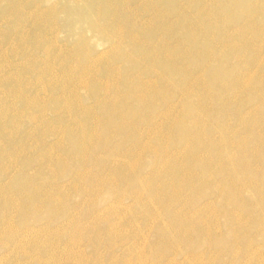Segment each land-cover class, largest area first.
Masks as SVG:
<instances>
[{"label":"rangeland","instance_id":"1","mask_svg":"<svg viewBox=\"0 0 264 264\" xmlns=\"http://www.w3.org/2000/svg\"><path fill=\"white\" fill-rule=\"evenodd\" d=\"M0 264H264V0H0Z\"/></svg>","mask_w":264,"mask_h":264},{"label":"bare ground","instance_id":"2","mask_svg":"<svg viewBox=\"0 0 264 264\" xmlns=\"http://www.w3.org/2000/svg\"><path fill=\"white\" fill-rule=\"evenodd\" d=\"M101 2H102V1H101ZM103 2H104V1H103ZM98 3H99V2H98ZM98 5H99V4H98ZM115 6L117 7V5H115ZM117 8H118V7H117ZM82 9H84V7H83ZM90 10H91V9H90ZM97 10H98V7H97V9H96V13L98 12ZM113 10H114V9H113ZM92 12H93V10H92ZM94 12H95V11H94ZM114 13H115V12H114ZM114 13H113V15H114ZM81 14H83V10H82V13H81ZM99 14H100V12H99ZM102 14H104V13L102 12ZM96 15H97V14H96ZM110 15H111V13H110ZM113 15H112V16H113ZM79 16H81V15L79 14ZM97 16L99 17V15H97ZM81 17H82V16H81ZM84 17H85V14H84ZM130 21H131V20H130ZM88 24H89V23H88ZM96 24H97V26H98V23H93L92 26H93L94 28H96ZM129 26H130V25H129ZM157 26H158V25H157ZM101 27H102V26H101ZM158 27H160V26H158ZM122 28H123V27H122ZM116 29H117V28H116ZM118 29H119V28H118ZM123 29H124V28H123ZM132 29H133V28H132ZM160 29H161V28H160ZM162 30H163V29H162ZM121 31H122V30H121ZM123 32H124V31H123ZM138 33H139V32H138ZM111 34H112V33H111ZM119 34H120V33H119ZM119 34H118V35H119ZM128 34H129V33H128ZM136 34H137V33H136ZM120 35H122V34H120ZM129 37H130V35H129ZM131 37H132V36H131ZM136 38H137V37H136ZM119 40H120V38H119ZM119 40H118V42H120ZM121 41H122V40H121ZM136 41H137V40H136ZM137 42H138V41H137ZM120 43H121V42H120ZM117 44H118V43H117ZM81 80H82V79H81ZM87 81H88V80H87ZM87 81H84V82H87ZM82 82H83V81H82ZM84 82H83V83H84ZM87 85H88V84H87ZM82 86H83V85H82ZM87 87H88V86H87ZM68 95H69V94H68ZM75 96H76V95H75Z\"/></svg>","mask_w":264,"mask_h":264}]
</instances>
